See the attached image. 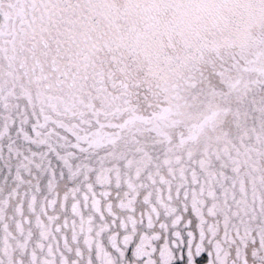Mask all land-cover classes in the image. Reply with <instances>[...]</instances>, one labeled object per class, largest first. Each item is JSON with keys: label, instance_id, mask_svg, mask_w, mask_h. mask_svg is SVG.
I'll list each match as a JSON object with an SVG mask.
<instances>
[{"label": "snow or ice", "instance_id": "snow-or-ice-1", "mask_svg": "<svg viewBox=\"0 0 264 264\" xmlns=\"http://www.w3.org/2000/svg\"><path fill=\"white\" fill-rule=\"evenodd\" d=\"M0 264H264V0H0Z\"/></svg>", "mask_w": 264, "mask_h": 264}]
</instances>
